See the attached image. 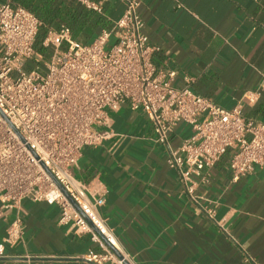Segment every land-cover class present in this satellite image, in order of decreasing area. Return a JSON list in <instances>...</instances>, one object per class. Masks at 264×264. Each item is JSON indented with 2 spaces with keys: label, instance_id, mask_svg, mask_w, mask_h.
<instances>
[{
  "label": "crops",
  "instance_id": "obj_1",
  "mask_svg": "<svg viewBox=\"0 0 264 264\" xmlns=\"http://www.w3.org/2000/svg\"><path fill=\"white\" fill-rule=\"evenodd\" d=\"M89 1L100 10L81 0H0L33 11L46 32L69 27L80 43L111 30L125 9L121 0ZM138 11L149 43L158 48L154 61L160 69L176 71L175 86L189 85L226 108L245 92L260 90L245 115L264 122V0H140ZM109 116L107 137L82 149L72 174L89 196L105 198L98 211L131 264H247L248 257L264 264V171L259 166L233 181L230 149L194 177L202 204L216 206L215 222L167 164L166 146L153 140L145 112L124 103ZM192 132L190 124L179 123L171 145L179 146ZM18 215L23 239L5 245L7 256L0 264H94L84 256L103 252L90 234L59 225L57 204L30 198L0 219V245Z\"/></svg>",
  "mask_w": 264,
  "mask_h": 264
},
{
  "label": "built area",
  "instance_id": "obj_2",
  "mask_svg": "<svg viewBox=\"0 0 264 264\" xmlns=\"http://www.w3.org/2000/svg\"><path fill=\"white\" fill-rule=\"evenodd\" d=\"M81 1L100 10L95 2ZM121 1L125 9L113 28L90 43L73 40L67 26L48 30L42 40V46L51 49L48 58L35 47L40 18L23 6L0 2V219L23 198L57 204L59 225L90 234L103 249L84 256L94 264H131L98 211L105 198L89 196L72 174L82 149L107 137L110 110L128 103L145 112L153 140L166 146L167 164L215 222L216 206L202 204L194 177L211 169L230 149L233 181L255 166L264 171V122L245 115L260 90L245 92L226 108L189 85L175 86L176 71L160 69L154 61L158 48L143 31L140 0ZM33 60L44 61L43 71L39 63L30 65ZM179 123L190 124L193 132L173 147L170 136ZM202 180L207 182V175ZM22 239L18 215L0 245V259L7 256L6 244ZM246 261L260 264L253 257Z\"/></svg>",
  "mask_w": 264,
  "mask_h": 264
},
{
  "label": "trees",
  "instance_id": "obj_3",
  "mask_svg": "<svg viewBox=\"0 0 264 264\" xmlns=\"http://www.w3.org/2000/svg\"><path fill=\"white\" fill-rule=\"evenodd\" d=\"M24 7V6H23ZM26 8V7H25ZM28 9V8H27ZM30 10V9H28ZM31 11V10H30ZM33 12V11H32ZM41 20V19H40ZM46 34V31L43 29V26L40 28V31L38 33V37L36 39V42H35V47H36V50L42 54H46L47 52H50L51 49H48V48H45L42 46V40L44 38Z\"/></svg>",
  "mask_w": 264,
  "mask_h": 264
},
{
  "label": "rangeland",
  "instance_id": "obj_4",
  "mask_svg": "<svg viewBox=\"0 0 264 264\" xmlns=\"http://www.w3.org/2000/svg\"><path fill=\"white\" fill-rule=\"evenodd\" d=\"M37 63L40 64V67H41L40 69H41V71H43L44 61L33 60L30 65H36ZM29 68H31V66H29Z\"/></svg>",
  "mask_w": 264,
  "mask_h": 264
},
{
  "label": "water",
  "instance_id": "obj_5",
  "mask_svg": "<svg viewBox=\"0 0 264 264\" xmlns=\"http://www.w3.org/2000/svg\"><path fill=\"white\" fill-rule=\"evenodd\" d=\"M61 187V186H60ZM107 243L113 248V250L118 254V251L116 250V248L109 242L107 241Z\"/></svg>",
  "mask_w": 264,
  "mask_h": 264
}]
</instances>
